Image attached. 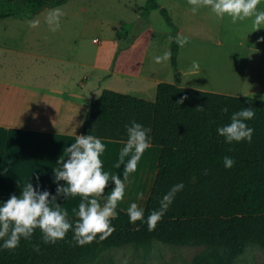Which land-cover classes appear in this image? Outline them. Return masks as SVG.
I'll list each match as a JSON object with an SVG mask.
<instances>
[{
  "label": "rangeland",
  "instance_id": "1",
  "mask_svg": "<svg viewBox=\"0 0 264 264\" xmlns=\"http://www.w3.org/2000/svg\"><path fill=\"white\" fill-rule=\"evenodd\" d=\"M147 2L72 0L33 16L0 20V140L5 139L4 133L16 132L17 136L1 141L0 146L8 154V147L12 146V153L16 151L18 156L12 155V159L25 161L23 165H14L20 177L5 190L4 200L30 182L38 190H48L47 182L40 177L44 176L41 174L44 161L30 156L29 149L37 148L40 154L51 153L53 157L49 161H55L57 152L62 153L63 159L67 158V145L76 135H82L92 104L104 90L154 102L155 83L176 84L178 74V84L184 88L264 101L261 99L264 97V40L261 37L264 35L260 31H252L247 37V32L231 29L230 18L221 31V18L208 5L200 3L194 13L189 0H158L180 32L178 36L159 11L143 16ZM57 9L58 20L50 24L49 13ZM249 22L245 20L244 24ZM177 38H186V42L178 43L175 70L171 45ZM218 39L223 46L218 44ZM165 53H168L167 59L155 60ZM193 61L198 62L199 68L190 72ZM105 144L107 149L111 148ZM111 155L108 158L112 162L117 156ZM10 157H6L8 161L12 160ZM153 162L144 152L138 162V173L118 208L127 211L133 201L145 208L146 201L140 204L142 191L138 188L144 184L150 187V173L145 183L144 176L148 164ZM53 166L48 172L52 175L61 165ZM121 167L117 169L122 176ZM34 169L37 174H30L27 181ZM56 183L49 184L56 186ZM48 191L53 194V187ZM110 192H104L97 199L103 203ZM63 200L57 197L56 203L68 216H76L81 197L69 196ZM205 248L160 242L129 245L104 251L82 264H193ZM233 264H264V249L248 246Z\"/></svg>",
  "mask_w": 264,
  "mask_h": 264
},
{
  "label": "trees",
  "instance_id": "2",
  "mask_svg": "<svg viewBox=\"0 0 264 264\" xmlns=\"http://www.w3.org/2000/svg\"><path fill=\"white\" fill-rule=\"evenodd\" d=\"M69 1L0 0V20L33 16ZM152 11H159L179 36L158 0H148L143 16ZM178 51L174 40L171 62L175 70ZM176 81L158 84L154 102L104 90L84 121L82 135L103 140L126 141V125L132 121L151 130L150 145L161 148V155L144 220L130 223L128 212L117 207L118 215L111 220L114 231L85 245L73 240L71 230L64 239L45 243L36 229L16 248H0V264H82L107 250L154 242L205 246L193 264H233L248 246L264 249V101L184 88L178 84V74ZM225 107L227 112L222 111ZM243 107H252L255 112L247 121L254 130L252 140L226 143L216 129L229 123L231 114ZM225 156L233 158L232 167L224 166ZM178 183L183 188L149 230L148 214L159 208L162 197Z\"/></svg>",
  "mask_w": 264,
  "mask_h": 264
},
{
  "label": "clouds",
  "instance_id": "3",
  "mask_svg": "<svg viewBox=\"0 0 264 264\" xmlns=\"http://www.w3.org/2000/svg\"><path fill=\"white\" fill-rule=\"evenodd\" d=\"M203 4L210 6V10L220 18L228 17L233 22L250 20L254 31L264 29V8L258 7L259 0H202ZM190 4L197 5L192 11L198 10L200 0H189ZM59 10L49 13L48 22L57 21ZM264 40V37H261ZM181 45L185 39L177 38ZM168 53L163 57L156 56L155 60L167 59ZM199 64L193 61L190 72L198 70ZM264 100V97H261ZM182 103V101H181ZM202 108V107H201ZM222 111L227 112L225 107ZM255 112L252 107H243L231 114L230 122L218 126L216 131L226 143L251 142L253 128L247 121L253 119ZM150 129L142 124L132 121L126 125L127 139L119 151V159L115 165L121 167L122 176L111 174L104 169L102 154L106 144L99 136L92 134L76 135L73 142L66 147L67 158L61 161V167L53 170L57 182L56 194L48 190H38L33 183H26L20 188L19 194H12L7 200L0 201V248L14 249L21 239H29L36 229L42 234L45 243H55L64 239L71 230L73 240L79 245L91 243L97 237L105 239L114 231L111 220L118 213L117 205L125 197V181L133 173L146 149L150 147ZM127 160L125 161V158ZM234 160L230 156L224 157V166L232 167ZM64 181V184H60ZM111 184V192L101 203L97 197L104 194L105 189ZM183 188L182 183L173 185L160 200V206L152 210L146 223L152 230L156 223L162 219L165 211L172 203L175 194ZM79 195L81 202L75 215L78 219L70 220L68 213L60 207L59 203L51 206V202L62 196ZM129 222L144 220L145 209L133 201L127 208Z\"/></svg>",
  "mask_w": 264,
  "mask_h": 264
},
{
  "label": "crops",
  "instance_id": "4",
  "mask_svg": "<svg viewBox=\"0 0 264 264\" xmlns=\"http://www.w3.org/2000/svg\"><path fill=\"white\" fill-rule=\"evenodd\" d=\"M200 3H203L202 0H200ZM199 6H200V4H199ZM193 7H197V5L191 4V10H192ZM258 7L264 8V0H259ZM227 18L228 17L221 18L222 20L220 19V25L219 26H220V30L221 31H223L225 29V27L227 26L225 24V23H227L226 22L227 21ZM231 29H233V30H239L240 29L242 33L243 32L244 33L247 32L248 33L247 37H250V32L253 31V29L251 27V23L249 22L247 25H245L244 24V21L243 22H241V21L233 22ZM257 31H260L262 33V35H264V29H259ZM179 35H180V32H179ZM218 44L223 46V44L221 42V39H218ZM114 73L116 74L117 72H114ZM160 83H163V82H157V83H155V85H156V94H157V86ZM4 127H6L8 130L10 129V126H4ZM15 133L16 132H14L12 134H10V133H4L2 136L5 137V139H8V141H9L10 140L9 138L17 137V136H15ZM0 134H2V132H0ZM5 139H3V140H5ZM3 140H0V142L3 141ZM103 141L105 143L107 142V144H110V146H111V148H108V149L105 148V151H104V153L102 154V157H101L102 160H103L104 169L106 171H109L111 174H116V172L118 171V169L115 167V165L117 163L116 161H118L117 158L119 159V151H120V148L123 146V142L111 141V140H103ZM8 148H9L10 154H8V151L7 150L5 151V148L4 147H1L0 146V149L2 150L0 152V160H1L0 161V183L2 184V185L0 184L1 185L0 186V201L4 200L5 195H7L6 192H5V190L8 187L12 186L13 181H15V180L18 181V178L20 177V175L17 173V170L16 169L14 170V165H16V167H17L18 165H20L22 163L25 164V161H20L17 158L15 160H13L12 159V155L18 157L17 156V153H16V151H14L12 153V146H10ZM153 148H156L157 151L153 152L152 151ZM36 150L38 151L37 153L35 152ZM146 153H147L148 160H150L152 158V161H155V162L148 164L147 169H146V172L147 173L144 176V183H145V181L147 179V175L150 173V176H149L150 177V180H151L150 187H147L146 186L147 187L146 188L144 186L145 185L144 184L142 187H139L138 188V189H140V191H142L141 192V201L142 202L140 203L141 205H144L145 201H146V204H147V201H148V198H149V195H150V192H151L150 188L152 189L153 184L155 182L156 175H157V171H158V161H159V158H160V155H161V148L150 145V147L145 150V154ZM29 154L32 157H35V156L36 157H40V158H42L40 161H44V163L42 165L43 167L41 169V172H42L41 174H44L45 177L44 176H41V175H40V177L42 179H44L45 182H47V185H48L47 188H48V190L51 187H53V190H54L53 195H55L56 194V186H57V183H56V186H51L49 184V183H52V182L56 181L55 180V175L54 174L52 175L51 173H48V172L50 171V169L51 170L53 169V167H54L53 165L57 164V168H58L59 165H61V161L63 159L62 153H59L58 154V152H57L54 155L55 161H49L53 157L51 153L44 151V153H41L40 154V151L37 148H33V149L31 148V149H29ZM111 154L117 156L115 158V160H113L112 162L108 158V157H112ZM8 155H11V157H10L12 159L11 161H8L7 160L8 158H6V157ZM30 156H29V158H30ZM156 158H157V160H156ZM57 159H60L61 161H56ZM64 159H66V156H65ZM34 161H36V160H34ZM156 161H157V163H156ZM37 163L38 164H41V162H39V161ZM122 168H123V166L120 169L121 171H123ZM12 169H13V171H12ZM36 170L37 169H34V171L32 173H29V175L27 177V181L30 179V174L31 175L37 174ZM137 171L138 170H135L133 173H130L129 174V178L125 181V185H126L125 191H128L130 189L131 182H132V180H134V178L136 176V173H138ZM118 174L121 175V173H119V171H118ZM20 181H24V179L23 180H20ZM59 183L64 184L65 182L64 181H60ZM110 190H111V184L109 185L108 188L105 189V192H109ZM10 193H12V192H10ZM144 193L146 194V197H143L142 196ZM15 194L18 195L19 193H15ZM58 199H59V201H64L63 200L64 198L62 196H59ZM56 202H57L56 200H53L51 202V206L52 205L54 206V204ZM102 202H104V201H102ZM146 204L144 205L145 207H146ZM68 215H70V214H68ZM68 217H77V216H68Z\"/></svg>",
  "mask_w": 264,
  "mask_h": 264
},
{
  "label": "built area",
  "instance_id": "5",
  "mask_svg": "<svg viewBox=\"0 0 264 264\" xmlns=\"http://www.w3.org/2000/svg\"><path fill=\"white\" fill-rule=\"evenodd\" d=\"M96 41V40H95Z\"/></svg>",
  "mask_w": 264,
  "mask_h": 264
}]
</instances>
